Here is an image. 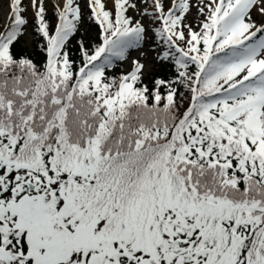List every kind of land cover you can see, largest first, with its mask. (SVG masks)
Returning <instances> with one entry per match:
<instances>
[{"label":"snow or ice","instance_id":"1","mask_svg":"<svg viewBox=\"0 0 264 264\" xmlns=\"http://www.w3.org/2000/svg\"><path fill=\"white\" fill-rule=\"evenodd\" d=\"M0 264H264V0H0Z\"/></svg>","mask_w":264,"mask_h":264}]
</instances>
